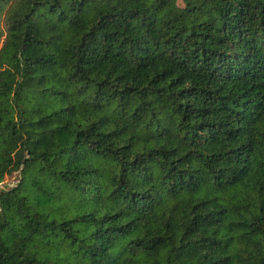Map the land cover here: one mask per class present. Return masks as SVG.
Segmentation results:
<instances>
[{
	"label": "trees",
	"instance_id": "16d2710c",
	"mask_svg": "<svg viewBox=\"0 0 264 264\" xmlns=\"http://www.w3.org/2000/svg\"><path fill=\"white\" fill-rule=\"evenodd\" d=\"M0 264H264V0H0Z\"/></svg>",
	"mask_w": 264,
	"mask_h": 264
},
{
	"label": "rangeland",
	"instance_id": "374dc122",
	"mask_svg": "<svg viewBox=\"0 0 264 264\" xmlns=\"http://www.w3.org/2000/svg\"><path fill=\"white\" fill-rule=\"evenodd\" d=\"M12 179H9L8 181H11Z\"/></svg>",
	"mask_w": 264,
	"mask_h": 264
}]
</instances>
